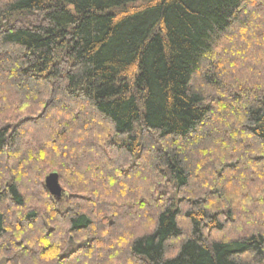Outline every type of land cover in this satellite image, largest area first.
<instances>
[{
  "label": "trees",
  "instance_id": "16d2710c",
  "mask_svg": "<svg viewBox=\"0 0 264 264\" xmlns=\"http://www.w3.org/2000/svg\"><path fill=\"white\" fill-rule=\"evenodd\" d=\"M263 263L264 0H0V264Z\"/></svg>",
  "mask_w": 264,
  "mask_h": 264
},
{
  "label": "rangeland",
  "instance_id": "374dc122",
  "mask_svg": "<svg viewBox=\"0 0 264 264\" xmlns=\"http://www.w3.org/2000/svg\"><path fill=\"white\" fill-rule=\"evenodd\" d=\"M215 98V97H214ZM38 129V131L36 132V135H37V137H40V135L42 134L41 132H42V129L40 130V128H37ZM57 133V132H56ZM56 136H59V134H56ZM55 136V137H56ZM53 140V139H52ZM113 160L115 159L116 161H117V159L118 160H121V159H123V157L121 158V156H119V154H115V156H113V158H112ZM144 161H146V159H144ZM140 162H141V160H140ZM106 166H107V164H105ZM105 167V166H104ZM65 177V176H64ZM70 182V181H69ZM71 183V182H70ZM70 183H67V182H65V186L66 187H68L72 192H71V194L72 195H74V192H78V191H80V190H76L75 191V189H73V188H76V186L77 185H70ZM78 184H81V183H78ZM140 184H142V183H140ZM78 187V186H77ZM77 189V188H76ZM69 191L68 192H63V195L61 196V197H59V198H57L56 196H54V195H52L53 196V199H54V202H55V204H57L61 209H66V208H68V205H69V201H68V197H69ZM79 194H81V193H79ZM138 194H141V193H138ZM75 195H77V194H75ZM114 196H116L115 194H114ZM34 197V196H33ZM110 198H115V199H118V198H116V197H110ZM27 199H28V204H30V202H36V199H34V198H32V197H27ZM38 202H39V200H38ZM264 264V263H263Z\"/></svg>",
  "mask_w": 264,
  "mask_h": 264
},
{
  "label": "water",
  "instance_id": "95a60500",
  "mask_svg": "<svg viewBox=\"0 0 264 264\" xmlns=\"http://www.w3.org/2000/svg\"><path fill=\"white\" fill-rule=\"evenodd\" d=\"M46 186L49 189L50 193L57 198L63 195L65 191L60 183L59 175L57 172L50 173L45 180Z\"/></svg>",
  "mask_w": 264,
  "mask_h": 264
}]
</instances>
